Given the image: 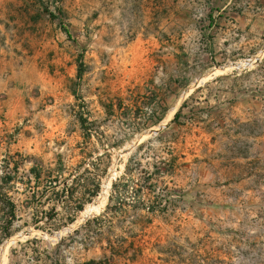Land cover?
<instances>
[{
  "label": "rangeland",
  "instance_id": "374dc122",
  "mask_svg": "<svg viewBox=\"0 0 264 264\" xmlns=\"http://www.w3.org/2000/svg\"><path fill=\"white\" fill-rule=\"evenodd\" d=\"M92 260L264 264V0H0V264Z\"/></svg>",
  "mask_w": 264,
  "mask_h": 264
},
{
  "label": "trees",
  "instance_id": "16d2710c",
  "mask_svg": "<svg viewBox=\"0 0 264 264\" xmlns=\"http://www.w3.org/2000/svg\"><path fill=\"white\" fill-rule=\"evenodd\" d=\"M78 75H79V77L82 76V69H81V68H79V70H78ZM180 112H181V109H179V110L176 112V114H175L173 120H178V119H179V117H180ZM10 178H11V177H10ZM96 194H98V190H96V191L94 192V195H96ZM72 195H73L72 192H70V195H69V196H72ZM7 203H8V205H9V211H8V213H9V215L11 216V218H10V220L8 221V224L6 225V228H8V227L11 226V224H12V219L15 217V210H16V205H15V203H14L13 201H11V200H7ZM83 209H84V204H80V205H77V206L75 207L76 213H77L78 211H82ZM76 213H75L74 215H71L70 217H68V223H73V222L76 220V217H77ZM77 231H78V230H77ZM85 264H98V263H97L96 261L92 260V261L86 262Z\"/></svg>",
  "mask_w": 264,
  "mask_h": 264
},
{
  "label": "bare ground",
  "instance_id": "6f19581e",
  "mask_svg": "<svg viewBox=\"0 0 264 264\" xmlns=\"http://www.w3.org/2000/svg\"><path fill=\"white\" fill-rule=\"evenodd\" d=\"M112 177L111 176L104 184H103V190L100 194V199L98 201L97 204L93 203V204H89L83 211L81 214V220L82 219H86L87 217H89L92 213L94 212H98L106 203L107 198L109 196V192L111 189V185H112Z\"/></svg>",
  "mask_w": 264,
  "mask_h": 264
},
{
  "label": "crops",
  "instance_id": "0c3cea01",
  "mask_svg": "<svg viewBox=\"0 0 264 264\" xmlns=\"http://www.w3.org/2000/svg\"><path fill=\"white\" fill-rule=\"evenodd\" d=\"M35 171H36V167H35L34 165H32V166L29 168V173L33 176V177H31L32 180L35 178V182H36V184H37V189H39V188H40L39 185H40V183H41L42 176H41V173H35ZM34 174H35V175H34ZM54 182H55V181H52V180L48 181V187H49V188H53V187H55ZM15 213H16V210H15ZM15 216H16V214H15ZM6 224H7V221H6V223L4 224V228H6Z\"/></svg>",
  "mask_w": 264,
  "mask_h": 264
}]
</instances>
